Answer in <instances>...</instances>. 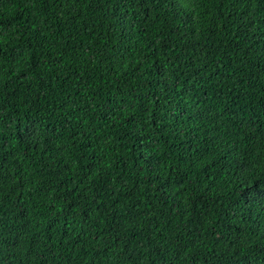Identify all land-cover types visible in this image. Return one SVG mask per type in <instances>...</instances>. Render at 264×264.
I'll list each match as a JSON object with an SVG mask.
<instances>
[{
	"label": "trees",
	"instance_id": "1",
	"mask_svg": "<svg viewBox=\"0 0 264 264\" xmlns=\"http://www.w3.org/2000/svg\"><path fill=\"white\" fill-rule=\"evenodd\" d=\"M0 264H264V0H0Z\"/></svg>",
	"mask_w": 264,
	"mask_h": 264
}]
</instances>
